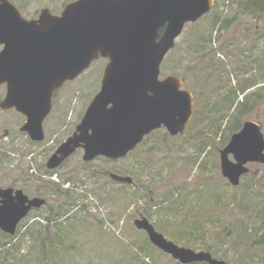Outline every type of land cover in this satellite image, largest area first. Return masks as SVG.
<instances>
[{
    "label": "rangeland",
    "instance_id": "obj_1",
    "mask_svg": "<svg viewBox=\"0 0 264 264\" xmlns=\"http://www.w3.org/2000/svg\"><path fill=\"white\" fill-rule=\"evenodd\" d=\"M63 1L68 0L57 4ZM9 2L19 5L25 17L41 4ZM257 16L245 13L238 0H214L208 14L187 23L160 65L162 75L182 78L184 90L193 96L184 132L172 137L166 130L155 131L120 160L99 157L86 163L78 150L45 178L47 204L35 213L39 221L33 227L23 224L16 238H0V264L178 263L148 244L145 232L134 225L139 216L158 228L168 224L156 230L176 245L208 252L227 264L258 259L260 251L252 245L257 234L264 235V164H248L249 172L233 187L221 175L219 155L246 121L257 123L264 136V17ZM107 63L93 62L60 92L62 101L48 126L49 145L35 148V180L38 173L44 175L45 158L55 150V132L65 135L73 128L77 114L97 92ZM231 124L239 130L231 132ZM22 141L20 137L6 147L22 149ZM10 158L8 169L0 163V173H18L10 166L19 161ZM110 173L130 177L133 184L116 182ZM52 184L68 190L73 200L56 195ZM168 199L176 212L157 207ZM59 207L64 208L61 218L48 223L49 208ZM41 221L46 227L40 234ZM41 242L47 253H41Z\"/></svg>",
    "mask_w": 264,
    "mask_h": 264
},
{
    "label": "water",
    "instance_id": "obj_2",
    "mask_svg": "<svg viewBox=\"0 0 264 264\" xmlns=\"http://www.w3.org/2000/svg\"><path fill=\"white\" fill-rule=\"evenodd\" d=\"M213 7L214 0H77L60 16L42 11L38 19L26 20L8 0H0V85L6 84L0 108L24 114L25 131L40 141L41 122L51 109L53 92L95 60L105 58L108 63L99 93L74 135L50 157L47 168H58L78 148L86 163L97 157L124 158L162 126L177 136L192 118L193 97L180 89L182 79L159 81L160 65L185 25L197 22ZM219 155L221 175L236 187L249 172L248 164H264L260 126L246 121ZM109 177L119 183L133 182L114 173ZM44 204L43 199L34 198L23 210L5 205L0 209V228L14 235L27 211ZM134 225L180 264H227L208 252L176 245L145 217Z\"/></svg>",
    "mask_w": 264,
    "mask_h": 264
},
{
    "label": "flooded vegetation",
    "instance_id": "obj_3",
    "mask_svg": "<svg viewBox=\"0 0 264 264\" xmlns=\"http://www.w3.org/2000/svg\"><path fill=\"white\" fill-rule=\"evenodd\" d=\"M9 1V0H8ZM41 1V4L39 5V8L33 12L35 13L34 16L25 17L21 13V7L19 5L13 4L16 9L20 12L21 16L26 20H36L38 19L39 15L42 13V11H48L53 16H60L62 11L65 9V7L77 0H68L63 1L57 4V0H39ZM40 3V2H39ZM24 6V5H23ZM3 45L0 44V51L2 50ZM104 59V58H100ZM107 60V59H105ZM108 61V60H107ZM104 75V74H103ZM103 75H101L98 90L95 93V95L91 98L88 105H86L84 108L80 110V112L77 114L75 119V124L71 125L70 127H73L71 130L66 131L65 135H61L57 132H55L54 138H56L53 141V144L55 145V151L57 148L66 142L70 137L74 135V133L77 130L78 125L81 123V120L83 116L85 115V112L92 102V100L95 98V96L99 93L101 86H102V79ZM79 77V76H78ZM76 77L73 80L66 81L63 83V85L56 89L51 98V109L49 113L43 118L40 126V134L42 136V140H34L28 132L25 131V126L27 124V117L22 114L21 112L17 111L15 108L10 109H2L0 108V163H2L7 169L9 168L11 159L10 157L13 156L15 160L19 164L10 166L11 168L15 167L17 172H15V175L9 174V173H0V209L5 207V205H11L15 208H21L23 210L24 207H27L29 205V201L34 198L43 199L45 201V204L42 205L39 208H30L26 215L20 219V221L16 225L15 234L19 231L20 227L27 223V225L36 223V221H39V216L35 217L36 212L42 211L44 207H46L47 201L45 199L44 194L42 192L45 190V178H49V174L51 170L47 168L48 161L50 157L53 155H49L45 158V162L43 163V168L45 167V170L43 169L44 175L38 173L39 178L35 180V166H34V155H35V148L42 149L45 146L49 145L48 139L50 136V128L48 129V126L50 124V118L55 117L53 114L57 113V109H55V106L57 103H60L62 101L60 92L64 89V87L68 84L73 83L78 78ZM169 77H176L178 76L174 75H162L161 72L158 75L159 81H164L165 79ZM182 79V78H181ZM183 80V79H182ZM184 86V80L180 87V89H183ZM0 88H2L3 94H0V98L3 100L5 93H6V84L0 85ZM57 117V116H56ZM60 120L59 124L62 123V119H57V122ZM63 129H67L65 126ZM33 132H35V127L32 126ZM159 130H166L164 126L160 127ZM54 131V130H53ZM155 131H152L150 134H148L146 137H144V140L148 138L152 133ZM167 131V130H166ZM22 138V144L24 147L22 149L13 148L12 150H9L6 146H12L19 138ZM143 140V141H144ZM142 141V142H143ZM48 149V150H47ZM45 150L49 151V148H46ZM44 150V151H45ZM78 150H82L79 148ZM46 157V156H45ZM14 160V159H13ZM41 177V178H40ZM48 183V182H47ZM45 222V221H41ZM10 236L9 233L4 232L0 228V238H8Z\"/></svg>",
    "mask_w": 264,
    "mask_h": 264
},
{
    "label": "trees",
    "instance_id": "obj_4",
    "mask_svg": "<svg viewBox=\"0 0 264 264\" xmlns=\"http://www.w3.org/2000/svg\"><path fill=\"white\" fill-rule=\"evenodd\" d=\"M238 4H239V7H241L242 8V10L245 12V13H248V14H251L252 16H256V15H258L257 17H264V0H238ZM234 119H235V117H234ZM236 120V119H235ZM234 123H235V121H234ZM237 124V123H236ZM231 125H233V126H231ZM230 125V127H229V129L231 130V132H235L236 130H239V127L236 129V125L235 124H231ZM67 181V180H66ZM52 185H54V187H55V193H56V195H58V194H62L64 197H66L67 199H71V200H73V198L71 197L72 195L69 193V191L68 190H60V186L61 185H56V184H52ZM228 196V195H227ZM225 198H226V196H225ZM232 198L233 199H235V197L232 195ZM167 201H169V199L168 200H163V201H161L158 205H157V207H159V209H166V210H168L169 212H176V208H173L172 207V209L170 208L171 207V203L170 202H167ZM184 205V204H183ZM181 206L180 208H177V209H182V208H184V207H189V204H186L185 206ZM62 212H64V208L63 207H59L58 208V211H55V209L54 208H49V212H48V217L46 218L45 217V219H47V222L48 223H50V222H52V218H54V216H56V217H58V218H61V216H62ZM192 211H190L189 210V215H190V213H191ZM65 214V213H64ZM63 214V215H64ZM191 216V215H190ZM190 218V217H189ZM191 219V218H190ZM162 224H164L165 225V227H168L169 228V225L168 224H166V223H163L162 222ZM162 224H160L159 225V227L160 228H158L157 226H155V224H154V227L157 229V230H160L161 228H163L164 227V225H162ZM35 224H33L31 227H33ZM46 224H43V225H40V227L38 228V232L40 233L41 232V230L44 228L45 229V226ZM102 226V225H101ZM161 226H163V227H161ZM201 228L203 227V225H201L200 226ZM262 230H264V224H263V228H262ZM28 233V232H27ZM166 233V232H165ZM169 233V232H168ZM41 234V233H40ZM252 236H254L253 234H251ZM170 237V236H169ZM255 237V236H254ZM8 238H11V239H13L14 237H12V236H9ZM172 238V237H171ZM174 238V237H173ZM176 239V238H175ZM146 240H147V236H146ZM254 241V243H255V245H252V247H256V249H257V251L259 252L260 251V256L258 257V259L256 260H253L252 261V263L251 264H264V235H258L257 234V236L255 237V239H253ZM148 241V240H147ZM181 241V240H180ZM182 243V242H181ZM148 244H150L149 243V241H148ZM183 244V243H182ZM40 245L42 246V248H43V251H41V253H47V252H45V243L43 242H41L40 243ZM187 246H190V248H191V244L190 245H187ZM146 247H147V245H146ZM195 248H197L196 246H194V249ZM176 264H179V263H176ZM193 264H207V263H193ZM248 264H250V263H248Z\"/></svg>",
    "mask_w": 264,
    "mask_h": 264
}]
</instances>
